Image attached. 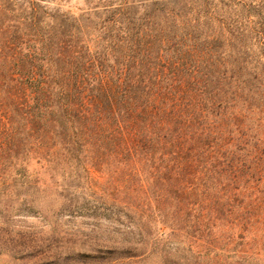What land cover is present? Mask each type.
Wrapping results in <instances>:
<instances>
[{
    "label": "trees",
    "instance_id": "trees-1",
    "mask_svg": "<svg viewBox=\"0 0 264 264\" xmlns=\"http://www.w3.org/2000/svg\"><path fill=\"white\" fill-rule=\"evenodd\" d=\"M212 5L193 20L164 5L140 17L120 9L100 50L80 28L46 30L35 14L0 23V184L37 187L32 159L75 169L76 179L80 169L105 174L107 209L129 224L139 218V239L121 248L130 258L158 243L151 226L208 231L210 258L217 221L247 228L257 206L243 208L241 196L264 157H254L249 127L264 122V12L248 31Z\"/></svg>",
    "mask_w": 264,
    "mask_h": 264
},
{
    "label": "rangeland",
    "instance_id": "rangeland-1",
    "mask_svg": "<svg viewBox=\"0 0 264 264\" xmlns=\"http://www.w3.org/2000/svg\"><path fill=\"white\" fill-rule=\"evenodd\" d=\"M206 2L213 4L210 11L217 6L214 16L218 19L237 21L248 26V31L259 22L255 12H264V0H0V23L26 24L35 14L46 30L80 28L81 40L100 50L103 27L113 16L119 18L120 9H130L140 17L164 5L193 20L199 13L204 15ZM200 20L206 22L204 17ZM256 41L249 32V42ZM249 127L255 137L251 145H258L256 157L264 150V122L250 120ZM254 166L256 178L250 182L248 194L246 190L241 196L243 208L249 203L257 206L250 225L244 228L231 219L217 221L212 227L217 242L211 258L207 255L208 231L204 237L168 228L162 232L160 224L148 226V234L158 243H150L146 255L130 258L120 255L121 248L139 239L135 226L139 218L133 216L129 224L107 209L113 205L104 192L107 176L80 169L76 179V170L71 169L74 177L67 179L64 174L70 169L45 170L32 159L28 170L40 179L37 187L0 184V264H264V208L259 206L264 202V157ZM260 170L263 178L258 181ZM242 209L237 207V214Z\"/></svg>",
    "mask_w": 264,
    "mask_h": 264
}]
</instances>
